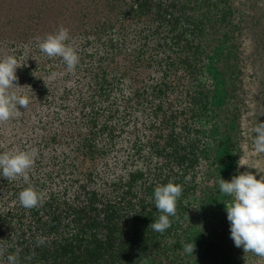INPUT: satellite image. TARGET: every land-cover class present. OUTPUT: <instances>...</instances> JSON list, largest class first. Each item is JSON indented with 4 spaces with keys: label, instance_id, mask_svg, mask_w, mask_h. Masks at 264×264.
Returning a JSON list of instances; mask_svg holds the SVG:
<instances>
[{
    "label": "trees",
    "instance_id": "trees-1",
    "mask_svg": "<svg viewBox=\"0 0 264 264\" xmlns=\"http://www.w3.org/2000/svg\"><path fill=\"white\" fill-rule=\"evenodd\" d=\"M97 1L69 33L72 72L39 51L45 36L0 38V57L21 64L10 91L29 98L0 122V152L36 153L27 181L0 177V264H264L234 246L231 197L217 183L264 175L249 130L262 122L264 85L244 78L261 69L250 62L263 3ZM224 124L235 132L221 152L213 130ZM169 181L182 193L171 226L155 232L153 189ZM25 188L34 207L19 202Z\"/></svg>",
    "mask_w": 264,
    "mask_h": 264
},
{
    "label": "clouds",
    "instance_id": "clouds-1",
    "mask_svg": "<svg viewBox=\"0 0 264 264\" xmlns=\"http://www.w3.org/2000/svg\"><path fill=\"white\" fill-rule=\"evenodd\" d=\"M39 51L47 57H60L66 70L72 72L79 63V57L69 43V30L60 26L54 33L47 34L43 39L37 37ZM21 64L13 55L0 57V122L7 121L17 115L21 106L27 108L29 98L10 91L18 79L16 69ZM58 73L51 71L47 77L55 80ZM254 133L253 145L257 154L264 153V121L256 123L252 129ZM35 149L31 152H0V177L9 179L22 176L27 181V170L33 165ZM257 172L244 171L232 176L230 180L220 178L218 188L220 193L231 197L225 203L226 218L229 222V235L234 246L242 247L244 252H251L264 257V175L257 178ZM182 186L172 181L157 185L153 189V203L159 216L152 220L151 228L155 232L163 233L171 226L169 217L176 214V204L181 196ZM20 204L25 208L34 207L38 203V194L31 188H25L18 194ZM195 245L193 240L185 243V253L193 254ZM9 264H16V257L8 255Z\"/></svg>",
    "mask_w": 264,
    "mask_h": 264
},
{
    "label": "rangeland",
    "instance_id": "rangeland-1",
    "mask_svg": "<svg viewBox=\"0 0 264 264\" xmlns=\"http://www.w3.org/2000/svg\"><path fill=\"white\" fill-rule=\"evenodd\" d=\"M263 3L264 0H259ZM98 2L97 0H0V38L23 39L29 36H46L49 33H54L60 26H64L69 30V33L75 31L80 27L81 15L90 9L92 5ZM254 42L253 50L256 54L252 56L261 63L255 60L250 62V66L259 64L260 70L254 68V74L246 75V81L249 85L263 82L264 85V53L258 54L261 47L264 45V22L257 23V27L253 31ZM258 43V45H257ZM252 73V72H251ZM219 95H226V92L218 91ZM243 92H237L235 96L234 106L239 108L237 102H240V108L244 109L243 100H241ZM259 101V95H256ZM254 112L256 115L262 116L264 121V107L259 108L255 106ZM253 124L250 126V135L254 136L252 132ZM248 131L245 130V132ZM235 130H230L227 124H224L222 129L213 130L215 138H217L218 149L223 152L225 146L231 137L234 136ZM252 136V137H253ZM220 153V152H219ZM255 159L253 156L247 157L246 161ZM258 165V164H257ZM263 165L264 159L259 163ZM224 179H226L224 177Z\"/></svg>",
    "mask_w": 264,
    "mask_h": 264
}]
</instances>
